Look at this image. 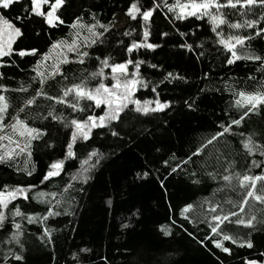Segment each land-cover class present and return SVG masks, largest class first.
Segmentation results:
<instances>
[{
	"label": "trees",
	"instance_id": "1",
	"mask_svg": "<svg viewBox=\"0 0 264 264\" xmlns=\"http://www.w3.org/2000/svg\"><path fill=\"white\" fill-rule=\"evenodd\" d=\"M52 2L54 0H49V4H42L41 11L46 12ZM173 2L174 0H167L169 4ZM181 2L184 1L181 0ZM132 3L133 0H64L61 9L58 10L60 18L64 20L63 24L50 27L44 23L43 17L32 14L23 22V37L14 39L12 43L14 51L11 56L0 57V62L4 65L0 67V75L4 78V82L8 83V87L18 88L21 83L27 86L29 78L35 74L32 69L36 60L41 57H19L17 53L20 49L37 48L41 53L49 52L50 43L65 37L69 33L68 26L77 17H81L85 23H92L93 15H95L101 23L107 24L111 21L112 25L123 19L139 24V34L129 38L125 43L124 54L119 61L121 63L124 60L144 61L139 72L149 84L145 88L138 86L133 95L140 100L153 99L156 93H153L151 89L156 87L160 98L171 102L170 108L156 113L149 122L125 137L108 153H105L101 147H97L93 140L97 131L109 127L92 129L87 141L80 139L73 145L77 158L66 161L65 173L50 183L46 182L45 185L40 184V179L47 167L38 173L37 162L33 155L27 164L26 157H18L12 166L0 164L1 168L24 176H27L23 171L25 167L31 170L34 164L36 168L32 176H28L32 178L30 181H5L0 185V189H3L4 185L11 188L17 185L26 187L28 184H34L37 186L36 191H55L57 185L60 188L64 187L61 181L66 183L69 177L76 173L77 168L80 167L79 161L85 158L89 151L96 149L102 154L99 164L91 172V179L84 183L82 188L77 182L76 190L66 195L65 206L69 208L71 214L49 217L47 227L54 230L52 243H44L39 239L41 235L39 224H29L26 218H16L17 222L23 226V238L27 240L24 249L27 264H77L73 253L78 254L80 264H242L245 258L255 259L257 264H264V255H261L264 253V224H257L255 229H244L240 226L241 236L250 234L254 247L249 249L247 246L239 247L230 242H223L231 249V254H228L215 248L207 225L187 221L182 223L183 218L179 215L181 209L186 204H193L196 211L188 217L192 220L199 211L200 201L204 197H209L217 185L212 181H205L204 186H193L185 178L186 173L169 175L170 170H166L163 163L169 160L173 153L177 157H183L190 141H195L200 135L213 131V122L223 118L225 102L230 100V93L225 92L221 96L219 91H210L199 95V89L205 88L206 85L215 88L222 81L233 78L239 81L240 86L247 85L248 90H252L255 83L246 78L255 75L256 79L260 80L261 75L256 73L259 62L240 60L233 65H227L223 62L225 53L222 47L214 43L216 37L206 17L202 21L189 17L184 21L169 23L173 14L168 13L163 7L154 9L153 17L149 18L147 24L150 32L147 42L160 47L134 48L132 52H128V46L134 41L143 42L144 31V27L141 26L144 22L140 14H137L136 20L127 15V8ZM136 3L141 7V11L152 7V0H136ZM23 8L24 3L21 2L10 6V10H4L0 14L19 27L22 21L15 17L21 14ZM261 11L264 9L257 8L256 16H259ZM224 15L229 22H242L243 19L254 18L250 15L241 17L238 11L230 9H224ZM221 30L225 36L248 35L253 31L251 29L230 30L227 25L221 26ZM161 33H167V36ZM180 33L187 35L182 37ZM185 42L202 44V48L198 51L205 53L201 58L203 62L195 56L190 57L186 49L179 47ZM249 46L256 54L264 56V38L246 42L245 47ZM88 51L92 57L108 56L92 53L90 49ZM59 52V49L49 52L52 58L43 60L42 67L55 63ZM68 56L74 58L73 53H68ZM97 64L98 61H93L89 71L95 70ZM150 64L157 67L153 69L149 67ZM132 69L133 65H128L129 72ZM61 71L69 76V83H71V74L73 72L79 74V65H62ZM104 72L105 83L110 86L111 69L105 68ZM169 72L183 76L187 83L176 80L172 83L167 81L160 83ZM203 73H210L212 80L209 82ZM60 79L62 78L58 76L51 82L53 94L57 90ZM96 83H99L98 79L90 86L95 87ZM38 87L39 84L35 83L28 95H35V88ZM5 95L10 97V103H15L16 107H19L16 94L9 92ZM193 99L196 101V111L190 110L184 104L185 100L191 102ZM44 103L42 98L37 99V106ZM127 110L121 112L120 118L112 121L111 125L119 123ZM70 111V109L65 111L64 115L69 119L77 116V113L69 115ZM102 111L103 106L94 113L88 111L84 115H100ZM41 123L42 121H32L31 126L39 127ZM51 124L54 127H63L62 124L55 122ZM67 129L70 137L71 127ZM240 130L245 133L253 130L264 132V112L259 116L252 115L248 120V127H242ZM67 143L68 140L62 146V153L53 156L50 163L63 158ZM233 143L238 146L239 140L236 139ZM17 165L22 169L19 172L16 170ZM191 170V168L188 169V171ZM238 170L243 171V168ZM145 172L148 175H144ZM32 194V192L26 193L28 200L18 196L11 202L9 212L19 205L24 213L43 214L46 206L32 200ZM217 196L222 198L220 194ZM233 198H236L234 194ZM53 207L55 211L63 212V207ZM204 207L206 210L207 205ZM257 207H259L258 204ZM133 213L136 214L133 215ZM12 219L9 215V224ZM258 219H264V217H258ZM123 224H127L128 227L122 228ZM164 230L169 231L170 234L164 235ZM188 232H192L193 236L190 237ZM205 234L209 235V239L201 244L200 240ZM81 248H87L89 251L80 253ZM5 251L6 248L0 245V256ZM13 251H19V249L14 247ZM0 264H3L2 260Z\"/></svg>",
	"mask_w": 264,
	"mask_h": 264
},
{
	"label": "snow or ice",
	"instance_id": "2",
	"mask_svg": "<svg viewBox=\"0 0 264 264\" xmlns=\"http://www.w3.org/2000/svg\"><path fill=\"white\" fill-rule=\"evenodd\" d=\"M21 2L24 3V8L21 14L15 17L22 21L19 27L0 14V32L7 28L10 37L6 42L0 41V57L11 56L14 51L11 38L23 37V22L32 14L43 17L44 23L50 27L64 23L58 14L64 0H54L46 12L41 11V5L49 4V0H0V13L10 10V6ZM161 7L173 14L169 23L184 21L189 17L202 21L206 17L216 37L214 43L222 47L225 53L223 62L227 65H233L240 60L259 62L256 73L261 75L260 80H257L255 75L246 78L255 83L252 90H248L247 85L240 86L239 81L233 78L222 81L215 88L206 85L205 88L199 89V95L210 91H219L221 96L225 92L230 93V100L225 102L223 118H218V122H213V131L200 135L195 141H190L183 157H177L173 153L169 160L163 161L166 170H170L169 175H179L184 172L186 173L185 178L193 186H204L205 181H212L217 185L209 197H204L200 201L199 211L192 220L188 217L196 211L193 204H186L181 209L179 215L183 218L182 223L187 221L207 225V230H210L212 236V243L223 253L231 254L230 247L225 246L223 242L252 249L254 244L250 234L242 237L239 229L240 226L244 229H255L257 224H264V219H258V217H264V132L253 130L245 133L240 129L248 127V120L252 115L259 116L264 112V56L256 54L250 46L245 47L246 42L264 38V11L256 16L257 8L264 9V0H223V2L220 0H184V2L174 0L171 4L167 3V0H152V7L143 11L137 5L136 0H133L127 8V15L133 20L137 19V14L142 17L143 42L134 41L128 46V52H132L134 48L155 49L160 47L147 42L150 35L147 24L149 18L153 17L154 9ZM224 9L238 11L241 17L250 15L254 18L243 19L242 22H229L224 15ZM92 21V23H85L81 17H77L68 26L69 33L65 37L50 43L49 52L57 49L60 52L56 62L47 67H42V61L52 58L49 52L41 53L37 48L20 49L17 53L19 57H41L36 60L32 69L35 74L29 78L27 86L21 83L18 88H9L8 83L4 82V78L0 75V164L12 166L18 157H26L25 163L27 164L31 160L34 149L38 147L33 142H44L47 135L46 128L52 126L51 122L62 124L65 129L71 127V135L68 138L63 158L48 164L46 171L42 173L41 185H45L46 182L50 183L65 173L66 161L77 158L73 145L80 139L87 141L92 129L111 127V122L118 120L121 112L126 109L134 110L141 115H149L163 112L171 106L170 101L160 98L156 87L151 89L153 93H156L153 99L140 100L133 95L138 86L141 88L149 86L139 72L144 61L124 60L122 63H110L111 57L109 56L101 58L90 55L88 49L95 51L104 44L106 34H110L112 29L111 21L107 24L101 23L95 15ZM223 25H227L230 30L251 29L253 31L248 35L225 36L221 30ZM124 35H129V33L125 32ZM161 35L167 36V33H161ZM180 35L185 37L187 34L180 33ZM179 47L186 49L190 57L195 56L203 62L201 58L205 53L198 51L202 48V44L185 42ZM68 53H73L74 58H70ZM93 61H98V64L95 70L89 71ZM74 64L79 65V74L73 72L70 77L72 82L69 83V76L61 71V66ZM130 64L133 65L131 72L128 70ZM3 66L0 62V67ZM149 67L155 69L157 65L150 64ZM105 68L111 69L112 83L110 86L105 83ZM58 76L62 79L58 81L57 90L53 94L51 82ZM203 76L209 82L212 80L210 73H203ZM97 79L99 83H96L95 87L90 86ZM173 80L187 83L183 76L174 75L171 72L167 73L160 83L165 81L172 83ZM35 83H38L39 87L35 88V95L29 96L28 93ZM9 92L16 94L18 108L15 103H10V97L5 95ZM38 98H42L45 103L37 106ZM184 104L192 111L197 110L195 99L191 102L185 100ZM102 106V114L84 115L88 111L94 113ZM130 106H134V109H130ZM69 109L71 110L69 115L77 113V116L71 119L65 116L64 112ZM32 121H42V123L39 127H34L31 126ZM112 135L116 136L118 133L112 131ZM236 139L239 140L238 146L233 143ZM45 147L51 148L53 145L49 143ZM101 157L102 154L96 149L89 151L86 157L79 161L80 167L77 168L76 173L72 174L66 183L61 181L64 187L60 188L57 185L55 191H36L37 186L34 184H28L26 187L17 185L11 188L4 185L3 189H0V245L6 248L0 256L3 264H27L24 252L27 240L23 238V226L17 222L16 218H26L29 224H39L41 226L39 239L44 243H52L54 230L47 227L49 217L71 214L69 208L65 206L66 195L76 190L77 182L82 188V185L91 179V172L99 164ZM189 168L192 170L188 171ZM240 168H243V171L238 170ZM16 170L19 172L22 169L17 165ZM23 171L27 176H32L36 171L35 165L31 166V170L25 167ZM144 175L148 173L145 172ZM29 192L33 193L32 200L46 206V211L43 214L24 213L18 205L9 212L11 202L15 201L18 196L28 200L26 193ZM217 194H220L222 198H218ZM205 205H207L206 210ZM53 206L63 207V212L55 211ZM9 215L13 218L10 224L8 223ZM175 223L173 220V224ZM121 227L126 228L128 225L123 224ZM169 234V231L164 230V235ZM187 234L190 237L193 236L192 232ZM208 239L209 235L205 234L200 243L204 244ZM14 247L19 251L14 252ZM88 251L87 248L79 250L80 253ZM72 255L77 264H80L78 254L73 253ZM242 264H257V261L245 258Z\"/></svg>",
	"mask_w": 264,
	"mask_h": 264
},
{
	"label": "rangeland",
	"instance_id": "3",
	"mask_svg": "<svg viewBox=\"0 0 264 264\" xmlns=\"http://www.w3.org/2000/svg\"><path fill=\"white\" fill-rule=\"evenodd\" d=\"M184 1V0H183ZM42 7V5H41ZM128 32L129 35H124ZM139 34V24L131 23L126 20H119L112 25L111 33L106 34V39L104 44L100 45L95 51L91 50L92 53H99L102 55H108L111 57V63H121L119 61L124 54V46L129 38H133ZM16 37L11 38L12 43ZM9 31L4 28L0 32V41H8ZM130 109H134L130 108ZM155 114L141 115L136 113L134 110H127L123 117L120 119L119 123L111 125L108 129L99 130L94 135V144L97 147H101L105 153L110 152L114 149L123 139L133 132L137 131L144 124L149 122ZM52 125V124H51ZM112 131H116L118 135L113 136ZM46 138L44 142L36 143L38 145L34 149L33 156L37 162L38 173L45 170L48 162L53 156L62 153V146L66 144L69 138V131L63 127L49 126L46 128ZM51 143L53 147L46 148L45 145ZM50 163V162H49ZM32 178L24 176L20 173H15L12 170L4 169L0 167V185L4 184L5 181L13 182H27Z\"/></svg>",
	"mask_w": 264,
	"mask_h": 264
}]
</instances>
